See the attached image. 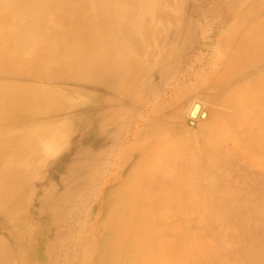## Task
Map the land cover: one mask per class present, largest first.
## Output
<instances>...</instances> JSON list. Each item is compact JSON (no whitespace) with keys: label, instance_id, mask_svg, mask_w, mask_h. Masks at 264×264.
<instances>
[{"label":"bare ground","instance_id":"obj_1","mask_svg":"<svg viewBox=\"0 0 264 264\" xmlns=\"http://www.w3.org/2000/svg\"><path fill=\"white\" fill-rule=\"evenodd\" d=\"M54 211L80 264H264V0H0V264Z\"/></svg>","mask_w":264,"mask_h":264},{"label":"rangeland","instance_id":"obj_2","mask_svg":"<svg viewBox=\"0 0 264 264\" xmlns=\"http://www.w3.org/2000/svg\"><path fill=\"white\" fill-rule=\"evenodd\" d=\"M212 7H213L212 10L214 9L213 12H212L213 18H215L216 21H218V16L219 17L222 16V14L225 11L222 10V9L220 10L221 7H217L215 5V3L212 4ZM218 9H219V11H218ZM230 9L232 10V6L230 7ZM230 9H228V10H230ZM228 10H226V11H228ZM195 20L196 21H199L198 18H196V19L193 18V21L194 22H196ZM202 33H203V28L199 24V28H196L194 30L193 34H190V36L192 35V38H191L192 39V41H191L192 44L199 43L198 38H199V40H201V37L203 35ZM220 36H221V33H219L217 35V38L216 39H220ZM218 45L219 44H217V49L219 47H222V46H219L218 47ZM198 47H200V46H198ZM198 47L197 46L188 47V49H189L188 52L192 53V55L194 57V59L192 58L191 64L189 65V68H191L193 66V69L188 74L187 72H185V68H182L181 72L178 74V76L176 78V81L171 84V87L174 86V88H170V89L171 90L173 89V92L175 94H176L177 91H178L177 94H181V95H184V96H186L185 93L191 94V92H193V90H195L196 84H197V88H198V85H201V83H202L201 78L203 77V72L202 71L203 70L209 71V68H208L209 67L208 66L209 64H211V63H217L218 64L220 62L223 63L221 61L222 60V57H220V55L218 56V54L216 52H214V51H216V46H214L215 48L213 47L214 49H212V48H210V49H207V48L203 49L204 51L202 50L201 56H200V51L196 49ZM218 50H220V49H218ZM206 54H207V56H206ZM221 56H223V54H221ZM197 57H199L200 59L197 60ZM209 59H211V60H209ZM185 64H186V62H185ZM205 65H207V66H205ZM198 71L200 72V74H197L196 77H195V74ZM183 75H185V78H183ZM206 76L207 77L210 76V78L212 77L211 74H209V75L206 74ZM187 78H189L191 80H189L186 84L180 86L176 90V84L175 83H178L180 81H183L184 79H187ZM191 84H193L195 87L192 85L194 88H191V86H190ZM212 86H210V88ZM187 88L189 89V91L191 90L190 93H189V91H187ZM212 89H213V87H212ZM168 101H170V99ZM204 106L208 110V106L209 105L207 106L206 104H204ZM205 107L203 108V105H202L201 106L202 110L200 109L199 112H202V111L205 112L206 111L205 110ZM205 123H206V121L204 122V125H206ZM109 174H110V167H109V171H108L107 177L109 176ZM105 183H107V181H105L104 184ZM102 185L103 184H101V186L98 187V191H100V188L102 187ZM53 213L54 214L57 213L58 218H56V219H54V218H48V219L45 220L44 225L41 226L42 232L44 234H46V238H47V243H46V245L43 246V250H45V252H44L45 257H44V263L43 264H59V263L60 264H80V260L81 259H78V260L75 261L73 259V255L70 252V250L67 251L66 249H63L62 248L64 239H65L67 233L69 232V230L71 229V224L73 222H68L66 220V214H62L61 215L57 211H54ZM90 225L91 224H89V226Z\"/></svg>","mask_w":264,"mask_h":264}]
</instances>
